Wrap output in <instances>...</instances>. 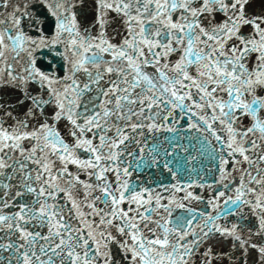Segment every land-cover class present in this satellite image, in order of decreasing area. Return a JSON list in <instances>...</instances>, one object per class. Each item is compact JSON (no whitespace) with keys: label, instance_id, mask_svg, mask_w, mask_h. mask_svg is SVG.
Returning <instances> with one entry per match:
<instances>
[{"label":"snow or ice","instance_id":"snow-or-ice-1","mask_svg":"<svg viewBox=\"0 0 264 264\" xmlns=\"http://www.w3.org/2000/svg\"><path fill=\"white\" fill-rule=\"evenodd\" d=\"M0 264H264V0H0Z\"/></svg>","mask_w":264,"mask_h":264}]
</instances>
